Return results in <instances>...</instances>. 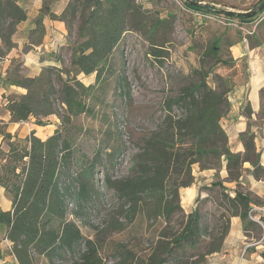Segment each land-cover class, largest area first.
Masks as SVG:
<instances>
[{"label":"trees","instance_id":"1","mask_svg":"<svg viewBox=\"0 0 264 264\" xmlns=\"http://www.w3.org/2000/svg\"><path fill=\"white\" fill-rule=\"evenodd\" d=\"M52 1L44 0L42 11L65 21L70 36L78 27L70 68L47 65L39 75L28 76L23 63L13 59L3 78L26 89L8 96L12 122L34 119L44 125V118L53 114L61 122L45 139L35 131L21 138L1 128L0 185L12 206L8 210L0 206V223L6 226L8 253L15 259L7 260L0 251V264H39L41 259L49 264H202L206 256L222 249L235 215L241 216L247 232L253 228L260 235L248 217L250 205L260 201L239 188L232 192L222 180L203 187L219 188L221 205H226L214 226L198 208L187 213L181 201V189L195 183V164L220 171L226 163L227 180L239 185L244 164L250 161L254 176L264 178L253 135L242 136L244 154L233 152L221 125L230 105L226 78L217 74L222 82L213 86L205 74L170 90L139 118L131 110L128 137L134 151L130 172L119 176L114 167L125 151L123 132L109 130L89 155L78 145L82 128L73 117L96 114L90 100L100 101L97 84L129 31L148 40L150 55L160 62L164 59L168 40L156 34L167 20L149 15L139 0H69L60 15L51 10ZM184 3L193 10L220 12L210 5ZM226 16L248 22L256 15ZM26 19L19 0H0V60L15 46L13 35ZM42 20L39 15L40 36ZM238 39L231 40L229 47ZM219 49L216 41L208 52L216 54ZM57 58L62 61L60 55ZM81 73H96L97 82L86 85L78 79ZM126 85L123 76L120 94L132 107ZM106 202L108 217L94 225L93 237L86 236L80 223L90 224V217ZM140 220L146 223L140 236L114 238Z\"/></svg>","mask_w":264,"mask_h":264},{"label":"rangeland","instance_id":"2","mask_svg":"<svg viewBox=\"0 0 264 264\" xmlns=\"http://www.w3.org/2000/svg\"><path fill=\"white\" fill-rule=\"evenodd\" d=\"M197 1L202 2L203 5L235 10H248L259 2V0ZM184 2L185 0H139V3L148 10L149 15L167 20L156 34L158 37L160 35L165 36L168 40L165 46L164 59L160 62L153 55H150L148 40L137 32L129 31L115 50L110 61V67L105 69L101 81L97 84L95 94L101 97L100 101L97 99L90 100L96 114L84 113L73 117V122L82 128L78 145L89 155L93 154L98 141L109 136V130L123 132L125 151L121 153L118 159L119 163L114 167V173L119 176L127 175L130 172V156L134 151L128 137L131 110L139 118V114L145 108L156 106L170 90L188 84L205 74L208 75L206 79L209 84L214 86L222 82L217 74L226 78L227 72H229L232 59L229 43L231 40L241 37L242 30L239 28L238 22L242 23V21L237 18L229 19L221 12L202 10H200L202 16L199 19L193 15V9L188 8ZM66 30L67 44L62 46L57 54L61 56V64L69 69L72 49L77 41L78 27L75 26L71 36L67 25ZM216 41H219L218 53L208 52L209 47ZM79 75L78 79L86 85L97 82L96 73ZM123 76L126 77L127 89L132 94V107L120 94V79ZM44 120L45 122L53 120L61 122V118L57 114L44 118ZM98 177L103 179V173L99 172ZM205 193L206 195L197 199L195 208L200 209L206 220L214 226L221 218L226 205H221L223 197L219 188H209ZM100 208L90 217V224L83 225L79 222L86 236L93 237L95 235L94 225L103 223L108 217L109 203L106 202ZM145 227L146 223L140 220L137 225L128 227L122 233L115 234L114 238L131 239L140 236L145 231ZM4 236L5 226L0 224V250L7 254L10 248L4 242ZM143 246H147V243H143ZM248 248L246 247V250ZM206 249L203 248V251ZM220 262L221 259L215 260L213 254H210L206 256L202 264H219ZM39 264L49 263L47 260L41 259Z\"/></svg>","mask_w":264,"mask_h":264},{"label":"crops","instance_id":"3","mask_svg":"<svg viewBox=\"0 0 264 264\" xmlns=\"http://www.w3.org/2000/svg\"><path fill=\"white\" fill-rule=\"evenodd\" d=\"M68 1L54 0L50 3V8L56 14H61ZM19 4L26 9L27 19L19 23L13 35L15 46L0 60V143L3 141L1 128L18 137H27L35 131L37 136L45 139L53 133L58 123L53 120L39 125L34 119L27 122L11 121V112L7 107L8 96L26 92L23 87L3 81L12 60L17 59L23 63L24 74L37 76L44 66L61 65L57 53L68 41L65 21L44 13L42 11L44 0H19ZM39 15L43 16L41 36L37 29ZM230 51L232 59L226 76V82L230 86L228 94L230 105L221 119V125L227 132L229 146L233 152L244 154L246 145L242 136L246 133L252 134L256 150L259 152L260 164L264 167V24L258 27L247 42L243 41L241 33V37L230 46ZM82 74L84 73L80 75ZM253 170L251 162H245L240 183L237 185L236 181L227 180L226 163L220 171L212 168L201 169L199 164H195L193 166L195 183L191 187L181 189L183 207L187 213L193 212L197 199L206 195L203 187L215 180H222L232 192L239 188L250 193L260 201L256 204H264V178H256ZM0 206L4 210L12 206L10 197L1 185ZM255 226L261 233L259 225ZM256 233L253 228L249 232L245 230L240 215L232 216L231 227L222 249L212 253L214 259H221L219 264H264V243H257L260 235ZM4 242L11 247L6 238V226ZM250 243L252 245H249ZM245 245L246 247L249 245L247 250ZM5 258L10 261L15 259L9 253Z\"/></svg>","mask_w":264,"mask_h":264},{"label":"built area","instance_id":"4","mask_svg":"<svg viewBox=\"0 0 264 264\" xmlns=\"http://www.w3.org/2000/svg\"><path fill=\"white\" fill-rule=\"evenodd\" d=\"M192 12L196 18H201L202 15L200 10H192ZM238 23L239 28L242 30V39L243 41L247 42L249 40V37L257 31L258 27L261 24H264V9L260 11L249 22ZM248 217L260 227L261 233L257 243H264V204L252 203L248 210ZM249 245H252V243H250ZM249 245H247V247Z\"/></svg>","mask_w":264,"mask_h":264},{"label":"water","instance_id":"5","mask_svg":"<svg viewBox=\"0 0 264 264\" xmlns=\"http://www.w3.org/2000/svg\"><path fill=\"white\" fill-rule=\"evenodd\" d=\"M185 1L191 5H203L202 2L197 0H185ZM216 9H218L221 13L225 15H236V16H243L249 18L257 15L260 11L264 9V0L260 1L258 4L254 5L252 8L248 10H235L230 8H217V7Z\"/></svg>","mask_w":264,"mask_h":264}]
</instances>
